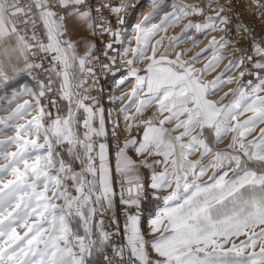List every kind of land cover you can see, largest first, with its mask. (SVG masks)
<instances>
[{"label":"snow or ice","instance_id":"6c2138e0","mask_svg":"<svg viewBox=\"0 0 264 264\" xmlns=\"http://www.w3.org/2000/svg\"><path fill=\"white\" fill-rule=\"evenodd\" d=\"M147 6L0 0V264H264V27Z\"/></svg>","mask_w":264,"mask_h":264},{"label":"crops","instance_id":"0c3cea01","mask_svg":"<svg viewBox=\"0 0 264 264\" xmlns=\"http://www.w3.org/2000/svg\"><path fill=\"white\" fill-rule=\"evenodd\" d=\"M144 1L147 2V0H144ZM144 1H143V2H144ZM185 2H189V3H192V2L199 3V0H185ZM149 10H150V8L147 9V11H149ZM169 10H170V9H169ZM147 11H145L144 13H146ZM139 15H140V14H139V12H138V16H137V18H139ZM182 27H183V25H181L180 27H177V28H175V29L170 28V29L168 30V35L179 34V32H180V30H181ZM162 34H163V33H161V35H162ZM214 34H215V33H212V34H210L208 37H206V38H202V42L199 43L197 46L193 47V48H192V51L188 53V55L185 57V59L191 57L193 54H195V53L198 52L201 48H203V47L207 44L208 40L211 39V36L214 35ZM157 38H158V37H157ZM165 43H167V40H165ZM134 44H135V42H134V40H133V42H132V46H134ZM189 47H191V41H190V40H189L187 43L182 44V45L179 46V48H189ZM179 48H178L177 50H179ZM224 63H227V61H225ZM201 66H202V64H197V65H196V67H201ZM222 67H223V65H221V69H222ZM219 70H220V69H218L217 71H219ZM208 77H209V76H208ZM208 77H206V79H207ZM127 90H128V89H125V91H127ZM226 91H227V90H226ZM223 92H224V89H222L220 92H218V93L216 94V96H214V97H212V98H213V99H218L219 96L223 95ZM143 172H144L146 178H147L148 175H150V173L148 172L147 169L143 170Z\"/></svg>","mask_w":264,"mask_h":264},{"label":"built area","instance_id":"2783aa9c","mask_svg":"<svg viewBox=\"0 0 264 264\" xmlns=\"http://www.w3.org/2000/svg\"><path fill=\"white\" fill-rule=\"evenodd\" d=\"M248 0H244V4L246 5ZM236 8L243 12L242 19L244 22L248 23L249 27L254 29L258 34L261 31V28L264 27V25L261 24V18L258 14H253L250 9L245 8L241 5L240 0H236ZM31 35V33H29ZM223 35V33H222ZM107 85H105V105H107L106 97H107ZM118 190V188H117ZM122 218V217H121Z\"/></svg>","mask_w":264,"mask_h":264},{"label":"rangeland","instance_id":"374dc122","mask_svg":"<svg viewBox=\"0 0 264 264\" xmlns=\"http://www.w3.org/2000/svg\"><path fill=\"white\" fill-rule=\"evenodd\" d=\"M144 1V0H143ZM144 3V7H142V8H140V10H139V17L140 16H142V15H144V14H146L147 12H149V11H147V9L149 8L148 6H147V2H143ZM145 11H147L146 13H144ZM214 35H216L217 37H219L220 35H222V33H215ZM216 73H213L212 75L214 76ZM207 79H212V76H209ZM245 79V82L247 81V79H249V77H245L244 78ZM233 87H235V84H232V85H228V87H226V88H224V91H226V90H228V88H233ZM10 94V93H9ZM117 94H119V93H117ZM22 99H31L30 97H27V96H25V97H23ZM229 99H230V97H229ZM22 102V101H21ZM225 103H227V100H225L224 101ZM227 143V141L225 142V144ZM225 144H221L220 145V147L221 148H223L224 146H225ZM205 179H206V177H205Z\"/></svg>","mask_w":264,"mask_h":264},{"label":"trees","instance_id":"16d2710c","mask_svg":"<svg viewBox=\"0 0 264 264\" xmlns=\"http://www.w3.org/2000/svg\"><path fill=\"white\" fill-rule=\"evenodd\" d=\"M62 104H63V102H61ZM53 111H55L54 109H53Z\"/></svg>","mask_w":264,"mask_h":264}]
</instances>
